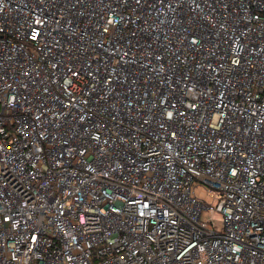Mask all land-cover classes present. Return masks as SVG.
Masks as SVG:
<instances>
[{
    "label": "built area",
    "instance_id": "1",
    "mask_svg": "<svg viewBox=\"0 0 264 264\" xmlns=\"http://www.w3.org/2000/svg\"><path fill=\"white\" fill-rule=\"evenodd\" d=\"M0 264H264V0H0Z\"/></svg>",
    "mask_w": 264,
    "mask_h": 264
},
{
    "label": "rangeland",
    "instance_id": "2",
    "mask_svg": "<svg viewBox=\"0 0 264 264\" xmlns=\"http://www.w3.org/2000/svg\"><path fill=\"white\" fill-rule=\"evenodd\" d=\"M195 191L198 196L204 198V199H209V195L206 192V189L204 187H196Z\"/></svg>",
    "mask_w": 264,
    "mask_h": 264
}]
</instances>
